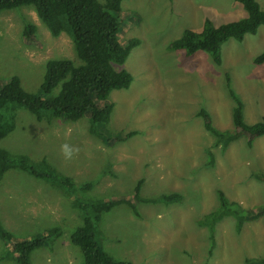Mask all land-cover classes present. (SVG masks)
Returning a JSON list of instances; mask_svg holds the SVG:
<instances>
[{
  "label": "rangeland",
  "instance_id": "1",
  "mask_svg": "<svg viewBox=\"0 0 264 264\" xmlns=\"http://www.w3.org/2000/svg\"><path fill=\"white\" fill-rule=\"evenodd\" d=\"M103 2V0H99ZM264 11V0H255ZM246 17L233 0H126L118 14L119 38L140 44L123 65L134 80L127 90L112 91V111L105 129L115 138L107 144L89 134L87 116L74 121L53 118L38 122L24 108L16 111V128L0 141L12 156L46 159L71 177L86 201L129 196L141 183L136 210L119 205L104 215L97 240L112 257L132 264H246L264 258V219L252 218L240 232L226 217L210 232L199 220L219 206L218 192L244 209L264 204V136L248 145L241 137L223 149L198 116L205 110L219 131L234 128L232 90L243 103L246 125L264 117V64L254 60L264 52V26L242 42L222 46V64L199 51L187 57L169 49L184 31L201 32L208 19L218 27ZM26 25L36 28L35 43L25 40ZM78 62L67 33L53 37L34 7L0 11V85L17 76L25 91L41 93L47 63ZM58 86L52 95H56ZM178 194L172 203L158 201ZM155 200V201H152ZM72 197L51 184L13 168L0 182V222L14 237L28 238L60 227L62 236L31 257L32 264H84L71 243L81 225ZM0 264H17L4 258Z\"/></svg>",
  "mask_w": 264,
  "mask_h": 264
},
{
  "label": "trees",
  "instance_id": "2",
  "mask_svg": "<svg viewBox=\"0 0 264 264\" xmlns=\"http://www.w3.org/2000/svg\"><path fill=\"white\" fill-rule=\"evenodd\" d=\"M124 1L126 0H0V11L23 6L34 7L39 19L53 37H58L64 32L71 37L79 62L68 59L49 61L39 95L25 91L17 76L0 85V141L15 130L16 111L19 108L28 110L38 122H50L56 117L77 121L87 116L90 135L110 145L120 140L115 139L105 129L112 111L109 97L112 91L129 89L134 78L128 71L116 70L113 65H123L132 50L140 44V40L136 38L126 42L119 38L121 24L118 14ZM233 1L242 5L246 12L245 18L218 27L207 19L201 32L184 31L179 39L170 43L169 49L182 51L187 57L203 51L211 56L216 65H221L222 46L227 41L233 39L242 42L246 35H256L259 28L264 26V11L255 0ZM35 32L34 26L26 25L25 40L35 43ZM254 63L264 64V52L255 58ZM58 86V93L52 95ZM229 93L235 102L232 112L233 129H215L209 113L205 110H201L198 116L203 120L205 130L217 139L218 145H222L223 149L238 140L242 134L248 137V145H252L256 137L264 136V117L257 124L246 125L242 101L232 90ZM13 168L27 172L72 197L74 208L81 213L82 223L70 239L72 245L79 248L83 254L84 264H132L110 256L97 240V236L104 215L117 206L128 205L136 210V201L149 202L139 197L141 183L135 187L132 197L118 196L86 201L77 196V191L90 190L92 184L78 187L71 177L60 173L46 159L33 162L28 156H12L0 148V182ZM255 176L264 181L263 173ZM179 199L178 194H173L162 196L158 201L172 203ZM218 200V208L198 222L200 226L209 229L211 249L215 242V226L224 218L235 219L237 232L252 218L264 219V204L247 210L230 200L222 191L218 192ZM62 233L60 227H52L32 237L17 238L0 222V240L6 248L3 257H13L17 264H32V255L44 244H52ZM246 264H264V258L248 259Z\"/></svg>",
  "mask_w": 264,
  "mask_h": 264
}]
</instances>
